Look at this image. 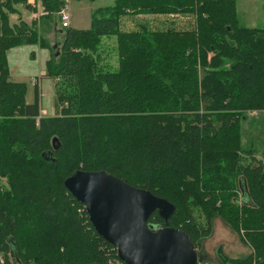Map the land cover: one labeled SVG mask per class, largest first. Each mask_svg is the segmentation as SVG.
<instances>
[{
  "label": "trees",
  "instance_id": "1",
  "mask_svg": "<svg viewBox=\"0 0 264 264\" xmlns=\"http://www.w3.org/2000/svg\"><path fill=\"white\" fill-rule=\"evenodd\" d=\"M34 1L42 11L29 21L18 7L36 12L34 2L0 0V264H125L65 188L77 169L167 199L172 216L154 212L148 227L183 230L197 252L219 218L253 251L221 253L223 262L264 264V166L241 127L264 111V28L241 23L237 0H114L91 11L88 29H57L69 0ZM139 14L172 18L121 29ZM173 16L192 19L185 27ZM56 29L59 52L43 74L54 80V113L41 116L37 82L27 103L7 51H51L45 36ZM105 35L116 37L113 71L101 61Z\"/></svg>",
  "mask_w": 264,
  "mask_h": 264
},
{
  "label": "rangeland",
  "instance_id": "2",
  "mask_svg": "<svg viewBox=\"0 0 264 264\" xmlns=\"http://www.w3.org/2000/svg\"><path fill=\"white\" fill-rule=\"evenodd\" d=\"M31 2L36 4L35 11L40 15L42 11L40 4L34 0H31ZM113 3L114 0H69L66 3L64 11L71 17V27L88 29L91 11L98 7L113 5ZM18 9L21 11L20 14L24 19L31 18L32 13H34L33 10H25L21 6ZM236 9L242 24L248 27L264 28V0H237ZM16 18L17 14H14L12 21H15ZM168 18L172 17L151 14L125 15L121 18L120 27L126 31L134 29L139 23H146L152 29H159L164 27ZM173 18L179 19L180 25L185 27L188 26L192 19L190 16H173ZM58 23L57 29H60L59 17ZM57 29L45 36V39L52 47L51 51L48 48L40 47L38 44L22 45L7 51L9 79L26 84L27 103L33 101L34 84L37 82L42 108L41 116L53 115L54 113V80L44 77L43 74L46 71V61L50 57L51 52H59L56 42L62 41L63 34L61 31H57ZM99 52L102 55L101 61L107 63V68L112 71L116 70L118 61L115 35H105L102 37ZM241 127L243 147L252 148L258 159L263 158L264 111H254L253 113L244 115L241 119ZM199 247V252L197 253L200 256L202 264H228V262H223L221 253L235 259L253 254L252 248L247 243L239 240L238 235L219 218L214 220L212 232L202 239ZM219 248L221 252H219Z\"/></svg>",
  "mask_w": 264,
  "mask_h": 264
},
{
  "label": "water",
  "instance_id": "3",
  "mask_svg": "<svg viewBox=\"0 0 264 264\" xmlns=\"http://www.w3.org/2000/svg\"><path fill=\"white\" fill-rule=\"evenodd\" d=\"M63 183L84 205L97 234L115 247L125 264L200 263L193 242L183 230L148 227L147 220L154 212L164 220L172 216L175 205L167 199L102 170L77 169Z\"/></svg>",
  "mask_w": 264,
  "mask_h": 264
},
{
  "label": "built area",
  "instance_id": "4",
  "mask_svg": "<svg viewBox=\"0 0 264 264\" xmlns=\"http://www.w3.org/2000/svg\"><path fill=\"white\" fill-rule=\"evenodd\" d=\"M31 16L35 19V18H38L39 14L37 12H34L32 13ZM59 21L62 27H68L69 26V14L65 11L61 12L59 14ZM261 163L264 166V158H261Z\"/></svg>",
  "mask_w": 264,
  "mask_h": 264
},
{
  "label": "crops",
  "instance_id": "5",
  "mask_svg": "<svg viewBox=\"0 0 264 264\" xmlns=\"http://www.w3.org/2000/svg\"><path fill=\"white\" fill-rule=\"evenodd\" d=\"M25 17V16H24ZM27 20H30V19H32V17L31 18H26ZM70 19H71V17H70V15H69V26H70ZM48 35V34H47ZM42 109V108H41Z\"/></svg>",
  "mask_w": 264,
  "mask_h": 264
}]
</instances>
